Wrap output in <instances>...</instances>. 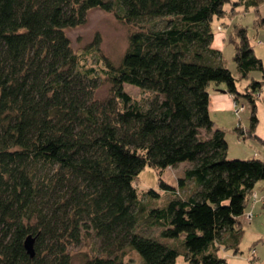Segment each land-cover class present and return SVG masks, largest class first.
Returning <instances> with one entry per match:
<instances>
[{"label": "trees", "instance_id": "1", "mask_svg": "<svg viewBox=\"0 0 264 264\" xmlns=\"http://www.w3.org/2000/svg\"><path fill=\"white\" fill-rule=\"evenodd\" d=\"M262 4L0 0V264H72L75 248L88 249L79 264H124L131 251L140 264L180 256L184 264H227L218 253L237 254L264 161L228 157L225 132L209 116V89L222 85L235 104L246 102L251 133L264 73L247 27L233 25L231 74L212 47L211 22L239 6L254 11L259 31ZM98 9L128 28L117 65L100 54L88 66L66 35ZM102 79L109 92L100 100ZM123 85L146 96L134 100ZM183 163L175 186L157 182L164 203L153 188L137 190L146 167ZM29 236L33 256L24 248Z\"/></svg>", "mask_w": 264, "mask_h": 264}, {"label": "rangeland", "instance_id": "2", "mask_svg": "<svg viewBox=\"0 0 264 264\" xmlns=\"http://www.w3.org/2000/svg\"><path fill=\"white\" fill-rule=\"evenodd\" d=\"M233 1L234 0H232V2ZM231 4H225L223 8L229 12L233 6ZM235 7L237 9V13L232 14V16L225 15L219 19L214 18V20L211 22V30L214 33L212 47L221 52L222 63L234 76L237 74L235 63L232 61V56L234 53L233 45L226 40L229 29L233 25L247 27L250 40L253 44V49L255 53L262 58L261 61L264 62V46L261 44V38L259 37L261 34H264V29L259 31L252 29V23L256 18L253 10L246 11L239 6ZM260 11V15L264 17V7ZM127 33V26L124 23H120L115 18L114 12L105 13L99 9L88 12L86 23L83 26L76 27V29L66 30V35L69 37L71 42V48H73V51L76 54H82V56L86 59L88 66L97 63V59L100 54L113 64L117 65L122 59L124 51L128 47ZM262 38H264V36ZM255 77L256 79H262L259 73H257ZM100 83V86L95 90V98L102 100V98L108 95L109 84L103 79ZM241 84L244 85L243 81H238L236 83L239 90H241ZM123 89L134 100H139L146 96L140 89H137L136 87L134 88L129 85H123ZM256 101L258 102L257 106L261 104V100L258 99ZM238 104L239 106L243 105V108L237 113H235V110H233V114L235 116L239 114L240 118H245V120L243 119V123L249 127V108L246 106L247 104L243 99H239ZM256 114H258L257 109ZM226 116V113H222L220 116H218V119L224 121ZM259 116L262 123L264 124V107L261 108ZM214 117V114H212V118ZM224 125L226 128L225 140L228 142V147H249L250 145H253V140H251L250 137L242 138V136L239 134L238 142L234 140V136L236 137V132L233 129H230V127H227L229 126L227 123ZM257 125L258 123L256 124L255 129L258 127ZM248 151L249 154H251V151ZM238 159L239 158H236V160ZM187 167L189 166L186 163L180 164L175 168H167L164 170L146 167L137 177L138 180L135 183L136 188L137 190H140V194L144 191H147V189H155V191L160 193V201L162 204L165 202V195L163 192H160V189H158L157 182L162 180L168 185L175 186L177 180L182 177L183 169ZM187 185L190 187L191 183L188 182ZM261 192L262 191H260V193ZM259 195L258 200L253 201L255 207H253L252 221L242 225L243 233L240 244L238 245L237 254L233 253L232 250L224 248L220 249L218 253L220 257H223L226 260L227 264H264V200L262 201L263 194L262 196L261 194ZM82 251H88V249L81 250L79 248H75L74 255L72 257V264L80 263L81 254L79 253ZM137 256L138 255L133 251L127 253L124 257V264H140V259ZM183 262V258L180 256L176 259L175 264H184Z\"/></svg>", "mask_w": 264, "mask_h": 264}, {"label": "crops", "instance_id": "3", "mask_svg": "<svg viewBox=\"0 0 264 264\" xmlns=\"http://www.w3.org/2000/svg\"><path fill=\"white\" fill-rule=\"evenodd\" d=\"M264 7V4L261 5L260 9H259V14H261V11ZM237 10V9H236ZM260 17H262L260 15ZM264 18V17H262ZM263 30V29H262ZM264 36V34H261V36H259L261 38V44H263L264 46V38H262ZM222 41V40H221ZM264 49V48H263ZM254 51V49H253ZM255 56H257L258 58H260V60H262V58L260 56H258L255 51H254ZM262 56V55H261ZM262 62V61H261ZM264 64V62H263ZM264 66V65H263ZM237 77V75H236ZM256 78V77H255ZM244 85H242L241 90L242 91L245 87L246 84L248 83V80H242ZM263 84H264V80ZM264 85L261 88V90L258 92V97L256 100H261V104L257 106L258 102L256 101V109H257V113L256 114V118L258 119V127L255 129L253 132H249L248 126H246L243 123V119L245 120V118H240L239 114L237 116H235L233 114V106H234V100L233 97H231V95H229V93L226 92V89L224 86L219 85V86H212L209 89V104H208V109H209V116L210 119L213 121V126L214 128H219L222 131L225 132V136H226V128L224 127V124H228L230 127V129H233L236 132V137L234 136V140H236L238 142L239 140V135L242 136V138H249L251 140H253V145H250L249 147L246 146H238V147H228L227 149V153H228V157L230 158H242V159H248L250 157H254L257 159H262L264 161V124L261 121V118L259 116L260 110L262 107H264ZM222 113H226V118H224L225 120H219L218 116H220V114ZM212 114H214V118H212ZM260 126V129H259ZM257 142V143H256ZM246 147V148H245ZM236 148V149H235ZM251 151V154H249V151ZM253 149V150H251ZM240 152V153H238ZM238 153V154H236ZM249 154V155H248ZM260 191H262L260 193ZM258 194L256 193V195L258 196L259 194L264 195V186H259L258 190H257ZM260 196V195H259ZM263 198V196H262ZM253 207H255V205L252 203L249 204L247 211L245 212V214H251V220L248 222L245 219H243V217L241 218L244 223H250L252 221V216H253ZM246 221V222H245Z\"/></svg>", "mask_w": 264, "mask_h": 264}, {"label": "built area", "instance_id": "4", "mask_svg": "<svg viewBox=\"0 0 264 264\" xmlns=\"http://www.w3.org/2000/svg\"><path fill=\"white\" fill-rule=\"evenodd\" d=\"M233 108H234V110H235V113H237V112H239L242 108H243V106L241 105V106H239V104H235L234 103V106H233ZM251 200L252 201H256V200H258V196L256 195V193H251ZM264 200V195H263V198H262V201ZM251 214L249 213V214H246L245 216H244V219L246 220V221H250L251 219Z\"/></svg>", "mask_w": 264, "mask_h": 264}, {"label": "water", "instance_id": "5", "mask_svg": "<svg viewBox=\"0 0 264 264\" xmlns=\"http://www.w3.org/2000/svg\"><path fill=\"white\" fill-rule=\"evenodd\" d=\"M33 243H34V239L31 236H29L25 239L24 248H25V251H27L29 256L34 255Z\"/></svg>", "mask_w": 264, "mask_h": 264}]
</instances>
